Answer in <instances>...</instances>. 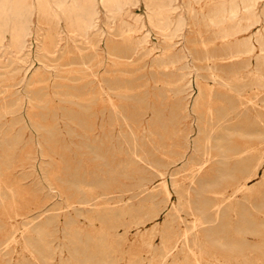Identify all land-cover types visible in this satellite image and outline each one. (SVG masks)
<instances>
[{"label": "rangeland", "instance_id": "1", "mask_svg": "<svg viewBox=\"0 0 264 264\" xmlns=\"http://www.w3.org/2000/svg\"><path fill=\"white\" fill-rule=\"evenodd\" d=\"M0 264H264V0H0Z\"/></svg>", "mask_w": 264, "mask_h": 264}, {"label": "bare ground", "instance_id": "2", "mask_svg": "<svg viewBox=\"0 0 264 264\" xmlns=\"http://www.w3.org/2000/svg\"><path fill=\"white\" fill-rule=\"evenodd\" d=\"M9 11V10H8ZM260 14V13H259ZM15 17V16H14ZM179 22V21H178ZM182 22V21H181ZM183 23V22H182ZM178 24V23H177ZM51 26V25H50ZM177 26V25H176ZM181 28V27H180ZM263 29V28H262ZM156 30V29H155ZM122 31V30H121ZM253 33V32H252ZM255 38V37H254ZM223 39V38H222ZM76 48V47H75ZM132 49V48H131ZM151 50V49H150ZM146 54V53H145ZM145 64V63H144ZM155 65V64H154ZM172 70V69H171ZM94 73V72H93ZM246 75V74H245ZM94 76V75H93ZM254 80V79H253ZM259 80V79H258ZM87 82V81H86ZM252 82V81H251ZM221 83V82H220ZM220 86V85H219ZM213 87V86H212ZM120 91V90H119ZM250 93V92H249ZM165 185V184H164Z\"/></svg>", "mask_w": 264, "mask_h": 264}]
</instances>
